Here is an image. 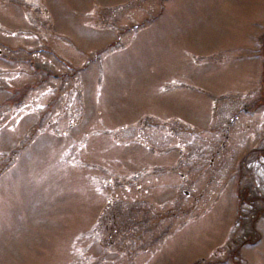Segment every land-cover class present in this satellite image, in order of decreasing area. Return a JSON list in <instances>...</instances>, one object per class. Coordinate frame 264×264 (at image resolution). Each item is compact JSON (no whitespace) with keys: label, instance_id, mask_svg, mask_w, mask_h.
Segmentation results:
<instances>
[{"label":"rangeland","instance_id":"1","mask_svg":"<svg viewBox=\"0 0 264 264\" xmlns=\"http://www.w3.org/2000/svg\"><path fill=\"white\" fill-rule=\"evenodd\" d=\"M263 33L264 0H0V264H264Z\"/></svg>","mask_w":264,"mask_h":264},{"label":"trees","instance_id":"2","mask_svg":"<svg viewBox=\"0 0 264 264\" xmlns=\"http://www.w3.org/2000/svg\"><path fill=\"white\" fill-rule=\"evenodd\" d=\"M263 36H264V33H263ZM261 50H262V58H263V62H262V70H261V73H260V83H261V98L262 100H258L259 102L256 103V104H262L264 103V39L261 38ZM264 149H261V151H263ZM248 188L245 186H243L242 189H238L237 190V193L239 195V200L240 201L239 203H245L247 204L248 206L251 207V216H250V220L252 221L253 219H256V217H258V214L260 212H263L264 211V197L263 195L260 194V192H250L249 195L248 194ZM242 194H245L244 196ZM259 200H262V204L261 206L260 205H255L254 202L255 201H259ZM261 214V213H260ZM253 233V232H252ZM251 233V235H252ZM255 234V235H254ZM254 235V238L252 239V241H255L256 239H258V234L257 233H253Z\"/></svg>","mask_w":264,"mask_h":264},{"label":"flooded vegetation","instance_id":"3","mask_svg":"<svg viewBox=\"0 0 264 264\" xmlns=\"http://www.w3.org/2000/svg\"><path fill=\"white\" fill-rule=\"evenodd\" d=\"M116 208L119 209V211H117L116 213L111 208H110V214H108V213L105 214L104 213L103 218H102V222L104 223V227H105L104 229L117 230V228H115L114 225L119 223L118 220H117L118 217H120L121 223H124V221H125V211L123 209V206L120 203H118ZM152 223H154V221ZM108 232L111 234L110 230ZM137 235H139V233H137ZM132 240L134 241V238ZM242 242H243L242 238L238 242L235 239H231V243L232 244H236V243L237 244H241ZM226 247H227L228 250H230L232 248L231 244H227Z\"/></svg>","mask_w":264,"mask_h":264}]
</instances>
